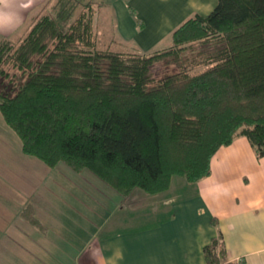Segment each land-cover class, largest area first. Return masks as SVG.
Instances as JSON below:
<instances>
[{
  "label": "trees",
  "instance_id": "1",
  "mask_svg": "<svg viewBox=\"0 0 264 264\" xmlns=\"http://www.w3.org/2000/svg\"><path fill=\"white\" fill-rule=\"evenodd\" d=\"M104 5L55 0L21 38L0 39V113L23 153L88 169L122 195L165 191L173 175L195 182L238 135L264 155V0H216L150 52L110 49L113 37L100 42ZM189 51L193 58L180 64ZM172 60L176 70L151 74ZM20 217L47 229L31 202ZM203 254L207 264L224 262L220 235Z\"/></svg>",
  "mask_w": 264,
  "mask_h": 264
},
{
  "label": "crops",
  "instance_id": "2",
  "mask_svg": "<svg viewBox=\"0 0 264 264\" xmlns=\"http://www.w3.org/2000/svg\"><path fill=\"white\" fill-rule=\"evenodd\" d=\"M96 1L112 10L116 41L141 49L156 46L180 22L193 14L206 15L216 3ZM45 2L0 0V39L14 40L9 34L23 27L24 35L33 18L48 10ZM180 189L188 191L178 193ZM110 193L115 201L104 224L92 228L93 242L84 241L72 264H207L203 246L218 235L225 250L224 262L218 264H264V155L258 156L245 136H235L229 144L219 146L210 158L209 174L195 182L171 177L162 192L135 188L127 195ZM40 235L23 244L15 238L9 240L2 262L32 260L35 253L33 249L28 253L26 247H34L35 242L41 250L37 253L48 259L51 246L56 245Z\"/></svg>",
  "mask_w": 264,
  "mask_h": 264
},
{
  "label": "rangeland",
  "instance_id": "3",
  "mask_svg": "<svg viewBox=\"0 0 264 264\" xmlns=\"http://www.w3.org/2000/svg\"><path fill=\"white\" fill-rule=\"evenodd\" d=\"M52 1L55 0H46L44 5H50ZM80 1L85 3L90 0ZM76 7L71 17L78 11V5ZM106 9L102 8L96 19L98 37L102 44L109 37L117 39L114 35L112 10ZM25 29L18 28L9 36L14 40L19 39ZM169 42L167 36L156 46L149 49L138 48V51L150 52ZM121 43L117 41L108 45L114 50L131 48L130 43L124 46ZM200 48L196 43L190 51L195 52ZM190 51L182 55L180 59L183 61L180 64L189 63L193 58L194 52ZM178 64L174 60L169 63L159 62L151 67L150 72L159 77L176 70ZM173 178L183 177L173 175ZM186 191L188 190L180 189L178 193ZM110 192L115 191L88 169H83L79 174L64 162L48 166L40 159L23 153L18 135L5 123L0 113V264H6L2 262V256L8 250L5 244L9 240L15 238L23 244L27 238L38 239V234L56 246H51L52 252H49L48 259L37 253L40 248L36 247V242L32 245L34 247L27 246V252L30 253L29 250L33 249L35 257H31L32 260L26 259L25 264H72L84 241L93 242L92 228L104 224L103 219L115 201ZM30 202L35 215L47 225L46 231H37L21 219L20 211Z\"/></svg>",
  "mask_w": 264,
  "mask_h": 264
}]
</instances>
